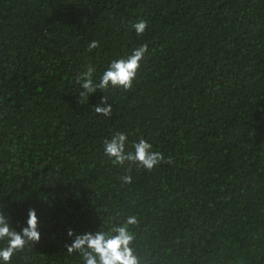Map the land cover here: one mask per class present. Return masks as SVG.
<instances>
[{
  "label": "trees",
  "instance_id": "1",
  "mask_svg": "<svg viewBox=\"0 0 264 264\" xmlns=\"http://www.w3.org/2000/svg\"><path fill=\"white\" fill-rule=\"evenodd\" d=\"M144 44L130 90L79 103L89 65ZM116 132L173 163L113 165ZM0 207L17 232L38 218L10 264H83L68 231L129 215L140 264H264V0H0Z\"/></svg>",
  "mask_w": 264,
  "mask_h": 264
},
{
  "label": "clouds",
  "instance_id": "2",
  "mask_svg": "<svg viewBox=\"0 0 264 264\" xmlns=\"http://www.w3.org/2000/svg\"><path fill=\"white\" fill-rule=\"evenodd\" d=\"M147 21L141 19L133 24L137 36H141L147 29ZM99 46L97 41H92L88 45L91 51ZM148 47L146 44L136 48L127 58L113 60L99 81L95 82L93 76L95 68L88 66L86 71L76 78V83L80 85L82 91L79 92V103L88 102L89 97L97 93L98 90L107 91L109 87L120 88L128 91L133 87V81L136 79L140 62L145 56ZM97 114L110 117L112 107L107 103V96H103L100 103L94 106ZM127 136L122 132H116L111 139H106L104 144V153L113 165L124 167L128 165V171L131 166L136 165L148 172H151L157 165L163 163L171 165L172 158L164 159L163 153L153 151V145L145 139H140L132 145V151H126ZM123 184H131V175H123L121 178ZM138 224V218L129 215L123 224L113 227L110 232L105 233L98 230L95 233H84L75 235L71 230L68 236L74 237L70 245L65 244L68 254L77 253L83 260V264H140V260L135 254L133 247L135 234L130 230L131 226ZM38 218L35 209H29L27 214L26 226L19 232L13 229L3 214L0 207V242L5 246L0 247V262L10 264L13 255L21 251L28 244H35L40 239V233L37 230Z\"/></svg>",
  "mask_w": 264,
  "mask_h": 264
}]
</instances>
